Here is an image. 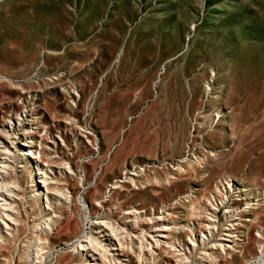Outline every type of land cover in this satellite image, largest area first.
Returning a JSON list of instances; mask_svg holds the SVG:
<instances>
[{"label": "rangeland", "instance_id": "1", "mask_svg": "<svg viewBox=\"0 0 264 264\" xmlns=\"http://www.w3.org/2000/svg\"><path fill=\"white\" fill-rule=\"evenodd\" d=\"M21 139L61 194L40 264H82L73 250L102 221L149 243L145 264H264V0H0L19 221L0 227V264H31L52 214L31 201Z\"/></svg>", "mask_w": 264, "mask_h": 264}, {"label": "bare ground", "instance_id": "2", "mask_svg": "<svg viewBox=\"0 0 264 264\" xmlns=\"http://www.w3.org/2000/svg\"><path fill=\"white\" fill-rule=\"evenodd\" d=\"M25 140L26 139H21L20 142V145L26 147L27 150H20L19 156L21 157L20 159H18V163L23 162V165L20 164L19 167L23 168L25 167V165L29 166V164L32 167V171L34 174L32 176L33 182L31 181L32 183L30 184V187H32L33 189L31 201L32 203L37 204H40V201H43V204L41 203V213H45L47 211H51L49 199H52V195L55 192L58 194H60V192L57 188L52 190L48 186L46 179L50 178H46L45 170L40 168V163H37L41 161L40 156H38L39 159L37 158V156H35L34 152L31 151L32 147L29 144V141L27 142ZM13 162L14 155L11 150L6 146L0 148V227L9 229V226H14L16 230L17 225H19V221L13 216V214L17 213L14 205L17 194L14 191L17 190L18 186L5 180V176L9 174L8 171H10ZM154 179L156 180L155 177ZM221 185L225 189L226 186L229 187L228 182L221 183ZM119 187L121 186L116 187L114 185H111L108 191ZM240 191L244 192L246 190L245 188H242V190ZM96 204H98L97 201ZM246 204L247 205L245 209L252 208L251 203ZM193 211V208H191L190 212L193 213ZM51 213V216L49 213L44 215L45 218L43 219L41 225L39 226L37 224L32 229L30 247L27 249L24 256L25 260H27L28 263H41L44 250L40 246L42 244L40 235L50 234L52 232V227L56 223L53 218L56 219L60 217V215L55 214L53 211H51ZM124 215L129 216L130 210L125 212ZM248 223L252 225L253 220L248 219ZM96 225L98 226L95 227ZM92 226L94 227V231L92 233L100 235L95 237L92 234H89L88 236L84 237V239L79 240L77 242V246L73 250V253L79 255L83 259L82 264H129L127 262H121L123 260H120L118 256L127 257V261H130V255L134 254L135 252L140 264H145V251L152 252L150 250V244L144 243L145 240L143 239L140 240L139 243H132V240L130 239V230H126L125 228H118L116 226H113L111 223L104 221L95 222L94 224H92ZM160 230L166 231L168 230V228L164 227L162 229L160 228ZM58 232L66 234L74 232L73 215L59 224ZM224 236L228 237L227 234H225ZM258 236H260V234H258ZM1 241L2 238L0 237V242ZM157 245L158 243H154L155 247ZM220 247L222 248L223 246Z\"/></svg>", "mask_w": 264, "mask_h": 264}, {"label": "crops", "instance_id": "3", "mask_svg": "<svg viewBox=\"0 0 264 264\" xmlns=\"http://www.w3.org/2000/svg\"><path fill=\"white\" fill-rule=\"evenodd\" d=\"M55 264H68L65 258H58L57 263Z\"/></svg>", "mask_w": 264, "mask_h": 264}]
</instances>
